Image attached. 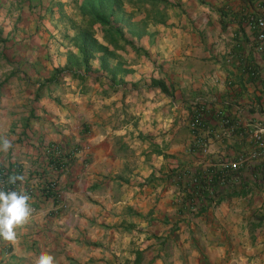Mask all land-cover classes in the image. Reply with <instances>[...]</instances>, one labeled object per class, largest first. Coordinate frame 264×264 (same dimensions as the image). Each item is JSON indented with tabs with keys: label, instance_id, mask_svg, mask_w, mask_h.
<instances>
[{
	"label": "crops",
	"instance_id": "0c3cea01",
	"mask_svg": "<svg viewBox=\"0 0 264 264\" xmlns=\"http://www.w3.org/2000/svg\"><path fill=\"white\" fill-rule=\"evenodd\" d=\"M72 1L0 0V139L12 145L0 150V172L34 187L15 241L0 237V264H34L43 251L56 264H264L254 140L264 134V42L245 22L253 3L162 0L161 66L147 78L135 69L117 88L105 78L109 87L93 90L38 89L64 62L50 33ZM195 140L204 151L190 149ZM242 155L232 177L212 176L211 193L193 182ZM50 181L49 196L36 190Z\"/></svg>",
	"mask_w": 264,
	"mask_h": 264
},
{
	"label": "rangeland",
	"instance_id": "374dc122",
	"mask_svg": "<svg viewBox=\"0 0 264 264\" xmlns=\"http://www.w3.org/2000/svg\"><path fill=\"white\" fill-rule=\"evenodd\" d=\"M114 1L119 6L114 7L109 24L113 28L119 27L123 36L132 40L134 45L141 47L146 45L147 48L144 49L148 52L147 57L141 53H135L128 46L121 48L123 42L120 39H117L119 47L115 48L114 44L108 41V37L104 34L101 26L91 21V17L86 11L87 8H91V3L95 6H97L96 3H99L98 7L107 13ZM63 6H61L60 11L70 8L75 10V12L57 16L59 28L57 31L50 33L53 45L50 49L55 52L52 53L56 57L61 55V58H64L62 65L56 64L55 66L61 67L67 64L71 69H77L78 72L83 73L85 76L82 80L69 76H66V78L65 76H60L59 82L54 85L57 90L66 89L78 92L80 90L98 89L102 84L109 87L105 80V78H109L108 71L101 66L97 56L99 52H93V55L89 58V69L85 70L79 63V53L76 44L78 43V35L81 30H88L97 42L103 41L114 47L112 48L114 51V55L111 56L113 57L112 62H106V64L110 66L119 64V69H126V71L117 69L115 79L112 81L114 85L118 83L116 88L125 84L126 79L123 77L129 74L130 71L132 72V70L137 69L142 73L144 72L145 75L142 77L147 78L151 67L150 64L161 66L158 62L162 58V46H158L157 42L155 43V37H158V41H162V0H73L71 5L67 2L65 5L67 7L63 8ZM78 10L82 11L81 14L78 13ZM151 40L153 45H150ZM108 57L110 58V56ZM108 57L106 59H109ZM68 59L70 62H67ZM48 70L47 78L44 80H47L52 75L51 68H48ZM98 76L99 80L94 82L92 78Z\"/></svg>",
	"mask_w": 264,
	"mask_h": 264
},
{
	"label": "trees",
	"instance_id": "16d2710c",
	"mask_svg": "<svg viewBox=\"0 0 264 264\" xmlns=\"http://www.w3.org/2000/svg\"><path fill=\"white\" fill-rule=\"evenodd\" d=\"M96 5L97 6L91 3V8H87L86 11H88L91 17V21L96 22L101 26V29L104 31V34H106V36L108 37V41L114 44L113 46H115V48H118L119 43L117 39H120L123 42L121 48L128 46L135 53H141L147 57L148 52L146 49H144L141 46L134 45L132 40L127 39L126 37L123 36L121 29L119 27L113 28L109 24L114 7L119 6V4L116 1H114V3L110 5L107 13L102 11V9L98 7V5H100L99 3H96ZM78 39L79 40H77L78 43L76 44V47L79 53V63H81V65L84 67L85 70L89 69L90 68L89 58L93 55V52H99L97 56L100 60L101 66L106 68L108 73H110V76L107 80L109 86L112 87L113 85L112 81L115 79L117 69L121 71H126V69H119L120 68L119 64H116L115 66L114 65L110 66L109 64L108 65L106 64V58L108 56H112L114 51L112 49H109L106 45L97 42L96 39L91 36V33L88 30H83V31L81 30L79 32ZM67 62H70V60L68 59ZM156 67L160 68V66H156ZM60 76H69L72 78H77L79 80H82L85 75H83V73L78 72L77 69L76 70L71 69L67 64L61 67L55 66L52 68V75L47 80L42 81L38 89L50 86L51 84L56 85L59 82ZM92 80L96 82L97 80H99V76L93 77ZM150 85H157L161 90L163 91L166 90V87L164 86V83L162 82L161 78L151 77ZM191 117H193V115H191ZM15 174L16 173L13 172L12 176H14ZM6 179L7 182L9 183L8 181L9 177H7ZM47 186L48 184L44 183L39 187V189H41L42 192H45L44 194L41 193L43 196H49L51 193H53V188H49ZM199 188L204 189L203 186L202 187L199 186Z\"/></svg>",
	"mask_w": 264,
	"mask_h": 264
},
{
	"label": "built area",
	"instance_id": "2783aa9c",
	"mask_svg": "<svg viewBox=\"0 0 264 264\" xmlns=\"http://www.w3.org/2000/svg\"><path fill=\"white\" fill-rule=\"evenodd\" d=\"M251 3L256 8L257 13H247L245 16V22L248 25L250 29L254 32L255 39L263 43L264 42V0H250ZM264 69V67H263ZM201 118L199 114H193V117L190 116L189 119V125L191 129H198V127L201 126ZM218 124L222 128V130L230 129V122L229 119L225 116H220L218 119ZM255 144L257 147V152L260 156L263 157V171H264V134H261L260 132H256L254 135ZM196 149L200 148L202 151L205 150L204 146L202 145L201 141L195 140L194 143L191 144L190 149ZM208 165H212L214 162L211 157L207 158ZM246 163L245 156H239L236 159L229 160L227 162L222 163L223 170H220V173L216 174L215 170L212 168H208L206 171H203L197 175H194L192 180L194 183L198 184L199 186H203L205 189L210 190V184L212 176H215L217 182L219 183V179L224 178H230L232 177L234 173L239 171V168H241ZM9 184V185H8ZM48 184L47 187L54 189V183L52 181L46 182ZM0 190L4 191H17L22 193H32L34 191L33 186H26L22 190L18 188L17 182L15 183H8L4 177V175L0 172ZM36 190H39L40 193L44 194L45 192H42L41 189L37 188ZM211 193V190H210Z\"/></svg>",
	"mask_w": 264,
	"mask_h": 264
},
{
	"label": "clouds",
	"instance_id": "9594fccd",
	"mask_svg": "<svg viewBox=\"0 0 264 264\" xmlns=\"http://www.w3.org/2000/svg\"><path fill=\"white\" fill-rule=\"evenodd\" d=\"M7 138L0 139V150L7 151L11 147ZM23 177L11 176L9 183H15ZM29 196L17 191L0 190V237L6 241H15L14 227L27 221L31 214L28 203ZM34 264H56V258L48 251H43L36 257Z\"/></svg>",
	"mask_w": 264,
	"mask_h": 264
}]
</instances>
